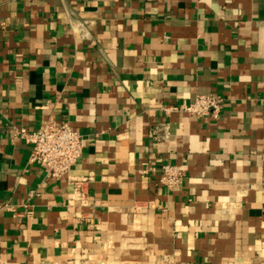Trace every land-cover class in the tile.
<instances>
[{
    "label": "crops",
    "instance_id": "1",
    "mask_svg": "<svg viewBox=\"0 0 264 264\" xmlns=\"http://www.w3.org/2000/svg\"><path fill=\"white\" fill-rule=\"evenodd\" d=\"M50 118L61 179L18 134ZM0 264H264V0H0Z\"/></svg>",
    "mask_w": 264,
    "mask_h": 264
},
{
    "label": "built area",
    "instance_id": "2",
    "mask_svg": "<svg viewBox=\"0 0 264 264\" xmlns=\"http://www.w3.org/2000/svg\"><path fill=\"white\" fill-rule=\"evenodd\" d=\"M226 98L221 94H200L192 103L171 107L170 110L183 111L192 115H212L219 118ZM19 136L33 146L30 161L40 165L47 175L54 179L66 176L82 155L84 135L73 129L68 121L50 118L37 130L21 128ZM161 183L173 189L184 176L182 169L165 163L159 169Z\"/></svg>",
    "mask_w": 264,
    "mask_h": 264
}]
</instances>
